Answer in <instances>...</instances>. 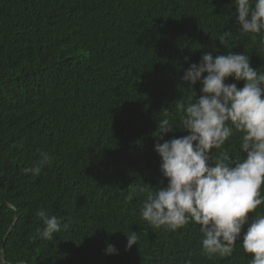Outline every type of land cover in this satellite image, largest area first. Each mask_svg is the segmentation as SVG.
<instances>
[{"label": "trees", "instance_id": "trees-1", "mask_svg": "<svg viewBox=\"0 0 264 264\" xmlns=\"http://www.w3.org/2000/svg\"><path fill=\"white\" fill-rule=\"evenodd\" d=\"M234 13L232 0H0V264H250L240 240L207 256L198 224L152 227L144 195L126 199L167 183L155 134L159 119L179 126L189 63L233 51L264 69L261 35L237 31ZM240 136L210 154L243 157ZM45 155L39 175L25 173ZM39 209L60 221L52 240L36 232Z\"/></svg>", "mask_w": 264, "mask_h": 264}, {"label": "clouds", "instance_id": "clouds-1", "mask_svg": "<svg viewBox=\"0 0 264 264\" xmlns=\"http://www.w3.org/2000/svg\"><path fill=\"white\" fill-rule=\"evenodd\" d=\"M232 5L237 31L261 35L264 45V0H232ZM230 34L223 32L225 37ZM228 77L242 81V87L225 83ZM180 81L190 95L176 104L181 113L179 126L168 118L159 119L155 136L163 142L153 145L167 183L161 180L156 186L133 188L126 199L131 201L137 191L144 195L140 216L152 227L175 231L190 221L198 224L202 252L207 256H231L240 240L244 251L252 255L250 264H264V214L249 216L264 203L260 194L264 184V69L253 68L244 53L214 56L205 52L183 69ZM197 82L199 96L193 87ZM174 127L187 134L163 139ZM234 131L241 133L239 152L245 155L220 152L213 157L211 150L221 149ZM50 159L43 156L40 164L25 168V173L39 175ZM36 214L43 223L37 234L52 240L61 230L59 219L45 209ZM125 235L127 250L137 244L138 235L133 230ZM105 253L118 254V250L109 244Z\"/></svg>", "mask_w": 264, "mask_h": 264}, {"label": "water", "instance_id": "water-1", "mask_svg": "<svg viewBox=\"0 0 264 264\" xmlns=\"http://www.w3.org/2000/svg\"><path fill=\"white\" fill-rule=\"evenodd\" d=\"M16 218V215L14 216V219ZM10 228H11V226L8 228V230H7V232L10 230ZM5 238V237H4ZM4 238H3V240H4Z\"/></svg>", "mask_w": 264, "mask_h": 264}]
</instances>
